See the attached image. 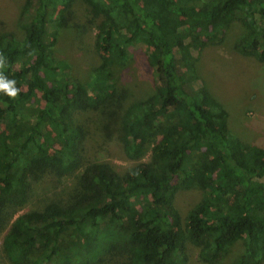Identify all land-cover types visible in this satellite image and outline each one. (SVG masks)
I'll return each instance as SVG.
<instances>
[{
  "label": "trees",
  "instance_id": "16d2710c",
  "mask_svg": "<svg viewBox=\"0 0 264 264\" xmlns=\"http://www.w3.org/2000/svg\"><path fill=\"white\" fill-rule=\"evenodd\" d=\"M18 25L0 30L16 89H0V229L32 203L2 237L5 262L187 264L193 249L221 264L241 246L229 264H264V147L232 131L196 69L222 41L264 67V0H24ZM92 26L98 62L81 77L55 45ZM135 58L154 84L143 98L120 76ZM93 128L133 163L87 159Z\"/></svg>",
  "mask_w": 264,
  "mask_h": 264
},
{
  "label": "rangeland",
  "instance_id": "374dc122",
  "mask_svg": "<svg viewBox=\"0 0 264 264\" xmlns=\"http://www.w3.org/2000/svg\"><path fill=\"white\" fill-rule=\"evenodd\" d=\"M23 3L24 0H0V30L13 31L20 36L18 17ZM75 11L78 17L82 16L83 4L78 3ZM77 16L73 17L75 22H77ZM95 32L94 26L84 35L63 30L55 45L56 55L69 63L81 77L86 74L87 69L98 62L92 45ZM143 62V58H135L129 63V69L126 72V69L120 72L121 80L126 82L123 85L126 84L130 90V98H143L153 91L154 84L149 80V71ZM196 69L212 96L228 111V122L232 131L251 143L264 147V67L261 63L253 57L243 56L231 49L230 44L225 41L210 42L203 48ZM86 119L89 125V120ZM86 139L84 152L87 159L106 160L118 169L133 163L119 144L106 141L94 128L93 133L88 134ZM146 158L147 156L144 157ZM68 182L62 181V183ZM201 196V190L198 187H192L177 194L175 201L183 216L201 199ZM31 203L28 202L12 210L13 213L7 217L3 229H0V245L9 225L22 211L29 208ZM240 250L241 246L232 248L231 252H234V256H230L228 258L230 260L225 259L221 264H229ZM195 253L192 249L187 264H206L200 262ZM0 264L9 263L0 257Z\"/></svg>",
  "mask_w": 264,
  "mask_h": 264
},
{
  "label": "clouds",
  "instance_id": "9594fccd",
  "mask_svg": "<svg viewBox=\"0 0 264 264\" xmlns=\"http://www.w3.org/2000/svg\"><path fill=\"white\" fill-rule=\"evenodd\" d=\"M12 85H13V81L4 80L3 78H0V89H3L10 96H15L16 89L13 88Z\"/></svg>",
  "mask_w": 264,
  "mask_h": 264
}]
</instances>
